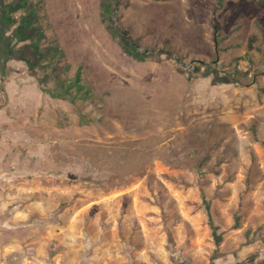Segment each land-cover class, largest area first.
I'll return each mask as SVG.
<instances>
[{
    "label": "rangeland",
    "instance_id": "374dc122",
    "mask_svg": "<svg viewBox=\"0 0 264 264\" xmlns=\"http://www.w3.org/2000/svg\"><path fill=\"white\" fill-rule=\"evenodd\" d=\"M50 1L75 101L0 173V264H264V0Z\"/></svg>",
    "mask_w": 264,
    "mask_h": 264
},
{
    "label": "crops",
    "instance_id": "0c3cea01",
    "mask_svg": "<svg viewBox=\"0 0 264 264\" xmlns=\"http://www.w3.org/2000/svg\"><path fill=\"white\" fill-rule=\"evenodd\" d=\"M57 9L52 11L50 0H0V79L7 95V102H0L2 171L9 164H27L29 169L30 162L35 161L31 150L41 147L36 133L44 129L39 125L47 123L42 118L51 112H67L69 104L75 101V97L66 94L65 86L73 80L67 75H74L73 69L80 61L64 50L63 19ZM253 43L250 35L246 43L248 52L253 50ZM38 53L44 54L42 62H37ZM30 54L37 62L33 68ZM39 71L44 79L48 78L47 84L52 83L51 89L45 90L37 75ZM2 171L4 176L6 172Z\"/></svg>",
    "mask_w": 264,
    "mask_h": 264
},
{
    "label": "built area",
    "instance_id": "2783aa9c",
    "mask_svg": "<svg viewBox=\"0 0 264 264\" xmlns=\"http://www.w3.org/2000/svg\"><path fill=\"white\" fill-rule=\"evenodd\" d=\"M244 66V65H242ZM241 65H239V67L243 68ZM244 69V68H243ZM245 70V69H244ZM0 102L1 103H6L7 102V95L5 94L4 90H3V82L0 79Z\"/></svg>",
    "mask_w": 264,
    "mask_h": 264
},
{
    "label": "trees",
    "instance_id": "16d2710c",
    "mask_svg": "<svg viewBox=\"0 0 264 264\" xmlns=\"http://www.w3.org/2000/svg\"><path fill=\"white\" fill-rule=\"evenodd\" d=\"M215 29H216V27H215ZM249 50H251V49H249Z\"/></svg>",
    "mask_w": 264,
    "mask_h": 264
}]
</instances>
